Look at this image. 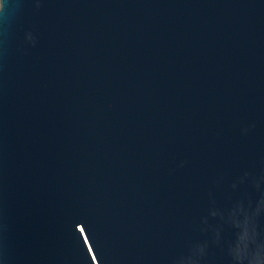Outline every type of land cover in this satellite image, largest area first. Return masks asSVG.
Returning a JSON list of instances; mask_svg holds the SVG:
<instances>
[{"label":"water","instance_id":"obj_1","mask_svg":"<svg viewBox=\"0 0 264 264\" xmlns=\"http://www.w3.org/2000/svg\"><path fill=\"white\" fill-rule=\"evenodd\" d=\"M0 264H264V0H0Z\"/></svg>","mask_w":264,"mask_h":264}]
</instances>
